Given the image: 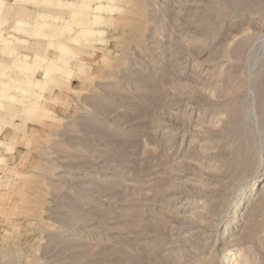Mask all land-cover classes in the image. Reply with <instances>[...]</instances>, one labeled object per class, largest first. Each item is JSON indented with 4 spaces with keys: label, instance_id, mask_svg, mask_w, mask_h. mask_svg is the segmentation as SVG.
<instances>
[{
    "label": "rangeland",
    "instance_id": "374dc122",
    "mask_svg": "<svg viewBox=\"0 0 264 264\" xmlns=\"http://www.w3.org/2000/svg\"><path fill=\"white\" fill-rule=\"evenodd\" d=\"M57 1L0 25V264H264V0Z\"/></svg>",
    "mask_w": 264,
    "mask_h": 264
},
{
    "label": "bare ground",
    "instance_id": "6f19581e",
    "mask_svg": "<svg viewBox=\"0 0 264 264\" xmlns=\"http://www.w3.org/2000/svg\"><path fill=\"white\" fill-rule=\"evenodd\" d=\"M4 2H3V6H2V8L0 9V25L2 24V23H5V22H7L8 21V19L10 18V17H12L11 15H14V14H16V13H21V12H25V7L27 6L26 5V2H25V0H19V1H15V0H11L10 2H9V0H3ZM34 1V3H36V0H33ZM61 1H64V0H58L57 1V3H60ZM24 2V3H23ZM112 0H106V2H100V1H96V3L94 4V5H92L91 6V8L92 9H94V10H96V14H94V16L93 17H91V21L90 22H92L93 23V21L94 22H96V23H100L101 21H102V12L103 11H108V12H110V11H113L115 8H116V6H114V5H112ZM28 8V7H27ZM29 9V12H27V13H34V11L32 10L31 11V9L30 8H28ZM76 11V9H74V12ZM10 16V17H9ZM56 18H58V16H55ZM35 20L36 21H39V18H38V15L35 17ZM102 23V22H101ZM25 30V29H24ZM96 32H98L100 35L101 34H103V32H104V29L103 28H100V27H97V29L95 30ZM89 32H91V31H89ZM73 38V35H72V32L67 36V40H70V39H72ZM39 42V41H38ZM37 42V43H38ZM42 45H44L43 43H41V42H39L38 43V45H37V47L38 48H43V46ZM29 52V51H28ZM27 51H25V52H21L22 53V55L24 56V55H28L27 53H28ZM23 59V58H22ZM33 60V59H32ZM32 60H31V62L30 61H22L20 64H16V70L18 71V70H20V72H22V73H19L18 75H14V74H10L9 75V77L11 78V77H13V76H20V77H26V75H28V73H27V69L28 68H32L34 65H36L37 64V62H32ZM67 61H71V59H66V60H63V62H67ZM72 63V62H71ZM75 63V62H74ZM67 64H68V62H67ZM57 65V64H56ZM58 69L59 70H62V71H68L70 68L69 67H65V66H62V67H58ZM19 72V71H18ZM262 88H260L259 90H261ZM262 91H263V89H262ZM261 92V91H260ZM10 95V94H9ZM261 95H262V93H261ZM262 97V96H261ZM260 97V98H261ZM8 100H11L10 98H8ZM261 100H262V98H261ZM226 257V256H225Z\"/></svg>",
    "mask_w": 264,
    "mask_h": 264
}]
</instances>
